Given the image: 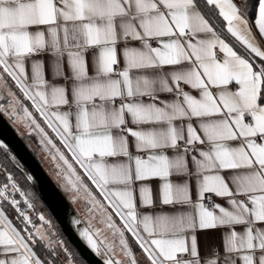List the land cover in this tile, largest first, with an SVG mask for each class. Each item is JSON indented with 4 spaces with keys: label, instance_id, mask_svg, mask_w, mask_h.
<instances>
[{
    "label": "snow or ice",
    "instance_id": "snow-or-ice-1",
    "mask_svg": "<svg viewBox=\"0 0 264 264\" xmlns=\"http://www.w3.org/2000/svg\"><path fill=\"white\" fill-rule=\"evenodd\" d=\"M4 89L0 112L22 111L91 197L19 91L122 222L92 199L113 241L79 235L103 264H143L126 234L147 264H264V0L254 18L247 0H0ZM15 193L34 207L8 174L0 264H47Z\"/></svg>",
    "mask_w": 264,
    "mask_h": 264
},
{
    "label": "rangeland",
    "instance_id": "rangeland-1",
    "mask_svg": "<svg viewBox=\"0 0 264 264\" xmlns=\"http://www.w3.org/2000/svg\"><path fill=\"white\" fill-rule=\"evenodd\" d=\"M13 89L15 90L14 86H13ZM7 91L8 89H4L2 92H0V96L5 95ZM15 94L19 98L21 103L25 107H28L29 111H32L33 117L36 119L37 123H39L40 126L45 129V131L48 133V137L56 144V147L59 148L60 151L64 153L65 157L69 160V162L73 164V167L76 169L77 175L81 178L87 190L91 192V197H89L86 194L85 187H80L78 185L77 186L78 190H73L69 188L67 181L64 179V175L65 173H67L68 170L66 166L63 164V161L59 159V156L58 154L55 153L54 149H51L50 146H46L40 143L41 137L38 134L32 132L31 128L28 126L29 122L23 119L22 111H18L16 117H13L12 115H10L9 112H4V114L10 119L15 129L21 135L27 138V140L31 144V147L36 152V155L41 160L42 165L50 173L52 178L58 183L60 188L67 195L68 199L74 205L76 210L84 218L85 222L88 224L91 230L95 232L97 229H99L101 231L102 237H107L109 241H113L112 233L107 228L106 223L102 222V216H101L99 208L93 207L91 203L92 199L99 201V203L105 207V210H106L105 214L112 215V220L116 223L118 228L122 227V224L117 219V217L114 215L112 210L107 206V203L102 199L100 194L90 184L88 179L81 173L80 169L77 167V165L75 164L74 160L71 158L67 150L64 149L63 146L59 142H57V140L54 138V136L49 131V129L45 127L42 124V122L37 118V115L35 114V111L32 108V105L30 104V102L25 100L23 96L21 95V93H19V91H16ZM5 107H7V105H5ZM53 156H55L56 158L53 159ZM12 176L14 177L15 181L18 183V187L20 188V190L25 193L27 200L30 203H32L34 206L32 209H26V204L23 202L24 197H21L19 193H15V198L21 201L19 205L20 209L27 210V214L32 219L35 227L39 228L40 231L47 237L45 241H40L39 237H35V238L46 246V249H47L46 253H48V250L49 252L52 251V256L60 258V261H62L64 264H67V260L65 258V253L63 249H67V253L70 254V256L72 257L73 264H76V262L74 261L76 260L75 255L71 252L70 248L67 246L66 241L61 236L57 225L51 219L49 213H47L43 209V207H41L39 204L36 203V200H35L36 197L34 193L28 186H26V184L20 179V177L18 175H12ZM8 207H10V205L5 203L4 204L5 212L6 210L8 211L7 209ZM6 214L9 216L10 219H13V215L15 213L11 211L9 213L8 211L6 212ZM40 215L44 216L45 218L44 222H41L39 220ZM29 230L30 231L33 230L32 226H29ZM126 238L128 239L129 243L132 244L134 248V252L136 256L138 257V259L141 260L143 264H147L144 254L141 252V250L138 247L135 246L129 234H126ZM117 251H119L118 247H117Z\"/></svg>",
    "mask_w": 264,
    "mask_h": 264
},
{
    "label": "water",
    "instance_id": "water-1",
    "mask_svg": "<svg viewBox=\"0 0 264 264\" xmlns=\"http://www.w3.org/2000/svg\"><path fill=\"white\" fill-rule=\"evenodd\" d=\"M0 144L5 146L3 150L8 152L12 163L25 178L33 177L27 179L29 184L80 256L88 264H103V258L96 255L79 235L84 228L90 227L3 112H0ZM76 220L80 223H75Z\"/></svg>",
    "mask_w": 264,
    "mask_h": 264
},
{
    "label": "trees",
    "instance_id": "trees-1",
    "mask_svg": "<svg viewBox=\"0 0 264 264\" xmlns=\"http://www.w3.org/2000/svg\"><path fill=\"white\" fill-rule=\"evenodd\" d=\"M246 0H239V5H243L245 4ZM247 2L251 5V10L253 12V18H254V13H255V8L257 6L258 0H247ZM31 104V103H30ZM4 114V112H3ZM35 114L37 115V118L42 122V124L46 126L45 122L42 120V118L39 116L38 113L35 112ZM5 115V114H4ZM6 116V115H5ZM7 117V116H6ZM8 118V117H7ZM9 119V118H8ZM10 121V119H9ZM11 122V121H10ZM49 131L51 132V130L49 129ZM19 133V132H18ZM52 133V132H51ZM20 134V133H19ZM52 135L54 136V138L57 140V142L60 143V141L58 140V138L52 133ZM21 138L24 140V142L28 145V147L31 149V151L35 154V156L38 158V160L41 162V160L39 159V157L36 155V152L34 151V149L31 147L30 142L27 140L26 137H24L23 135H21ZM61 144V143H60ZM8 174H12V175H18L20 177V179L26 184V186H28L32 192L34 193L35 197H36V203L39 204L41 207H43V209L49 213L51 219L54 221V223L57 225L58 230L61 234V236L64 238V240L66 241L67 246L70 248L71 252L75 255L76 260H74L76 262V264H88L81 256L80 254L77 252V250L74 248V246L70 243V241L66 238V236L64 235V233L62 232L61 228L59 227V225L57 224L56 220L53 218V216L51 215V213L49 212V210L46 208V206L44 205V203L41 201V199L38 197V195L35 193V191L33 190V188L31 187V185L29 184L28 180L25 178V176L22 174V172L12 163L10 156L8 154L7 151L3 150V148H0V185H2L4 182H6V176ZM50 174V173H49ZM57 183V182H56ZM58 184V183H57ZM60 187V186H59ZM9 213L14 212L15 214L13 215V219H11L13 221V224L18 228L21 229L22 225L20 223L19 218L17 217V214L15 212V210H13L10 207L7 208ZM6 210V212H8ZM130 235V234H129ZM131 237V235H130ZM35 238V237H34ZM36 239V238H35ZM131 239L133 240V238L131 237ZM37 240V239H36ZM34 250L37 252V254L45 261H48V264H64L62 261H60V258L58 257H53L52 255H49V250L48 253L46 246L40 242L39 240H37V243L33 246Z\"/></svg>",
    "mask_w": 264,
    "mask_h": 264
},
{
    "label": "crops",
    "instance_id": "crops-1",
    "mask_svg": "<svg viewBox=\"0 0 264 264\" xmlns=\"http://www.w3.org/2000/svg\"><path fill=\"white\" fill-rule=\"evenodd\" d=\"M235 2L239 5V0H235ZM258 7V3H257V6L256 8ZM256 8H255V11H256ZM47 71V69H46ZM43 120V118H42ZM44 121V120H43ZM131 126V125H130ZM54 134V133H53ZM55 135V134H54ZM69 153V152H68ZM70 154V153H69ZM71 156V154H70ZM72 158V156H71ZM73 159V158H72ZM77 167L79 168V166L77 165ZM80 169V168H79ZM81 173L86 177V174L84 173V171L82 169H80ZM87 178V177H86ZM89 181V180H88ZM90 182V181H89ZM91 184V182H90ZM92 185V184H91ZM94 189L100 194L99 190L94 186ZM100 196L102 197V195L100 194ZM103 199V197H102ZM104 200V199H103ZM107 203V201H105ZM217 202L219 203H223V201H219L217 200ZM108 206V205H107ZM110 209L111 207L108 206ZM112 210V209H111ZM113 212V210H112ZM7 215V214H6ZM9 217V216H8ZM10 219V218H9ZM117 219L119 220V218L117 217ZM120 221V220H119ZM120 223L122 224V222L120 221ZM15 226V225H14ZM219 237H220V232L219 231H209V232H201V233H198V241L200 243V247H201V250L203 251V249L206 247V246H210L212 245L213 243H216L218 244L219 243ZM48 264V263H47Z\"/></svg>",
    "mask_w": 264,
    "mask_h": 264
}]
</instances>
